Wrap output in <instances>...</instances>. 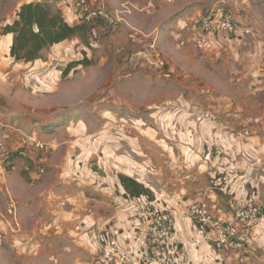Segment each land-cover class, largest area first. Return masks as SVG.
I'll use <instances>...</instances> for the list:
<instances>
[{"label":"crops","instance_id":"0c3cea01","mask_svg":"<svg viewBox=\"0 0 264 264\" xmlns=\"http://www.w3.org/2000/svg\"><path fill=\"white\" fill-rule=\"evenodd\" d=\"M122 1L125 0H104L108 6ZM209 1L172 0V4L129 15L127 22L114 32L117 42L131 47L134 42L149 40L153 29L161 27L155 39L166 60V69L158 75L170 79L175 89L185 87L188 93H201L185 102L177 95L179 99L173 101L175 114L167 120L166 127L171 146L164 148L163 139L157 135L154 138L160 154L168 157L161 164L154 165L150 158L134 159L133 163L129 158L124 161V154L113 150L116 146L113 142L116 136L110 131L113 124L106 131L89 132L72 121L65 129L43 132L39 130L44 123L41 115L44 112L40 109L17 108L0 100V108L10 113L4 112L6 119L15 118L22 128L32 131L44 143L46 151L45 172L35 179L25 166L30 165L31 171L35 169L36 151L22 147L16 131L18 125L3 131L6 151L0 152V264H91L96 259H104L100 251L84 242L82 231L88 226L105 229L116 238L130 252V261L126 264L137 259L141 262L143 250L159 255L168 247H158L147 237L146 223L127 214L132 199L139 197L162 198V203L167 200L172 205L177 235L184 244L179 252L186 253L178 264H264V34L262 19L256 16V9L260 7L255 4L258 0H239L233 4L238 31L241 27H250L252 33L229 39L221 33L211 35L200 30V13L211 4ZM51 3H55L62 17L69 18V25L92 27L103 23H78L56 0L46 2L53 6ZM6 36L12 39L10 34ZM174 55L191 56L197 67L209 65L211 80L184 84L187 71H179ZM46 56L50 61L63 55ZM66 65L56 70L48 68L42 74L43 81L33 83L35 90L51 93L46 105L49 113L68 94L66 87H56L57 82L71 76L73 68L62 77ZM141 69L145 70L143 67L125 69L124 73ZM62 104L59 102V107ZM164 121L161 117V123ZM104 139L111 140L104 152L110 155L111 150L112 155L121 157L119 168L126 172L109 170L111 159L98 147ZM123 140L130 143L128 135H123ZM141 145L134 146H139L140 154ZM135 169L138 177L131 174ZM220 169L229 170L234 184L242 186L261 206L263 220L239 253L215 249L209 238L211 232L201 244L192 241L195 223L188 210L192 203L206 202L214 217L222 221L231 219L226 197L216 194L208 185L211 173ZM120 175L141 184L150 195H129L120 182ZM111 264L119 263L112 260Z\"/></svg>","mask_w":264,"mask_h":264},{"label":"rangeland","instance_id":"374dc122","mask_svg":"<svg viewBox=\"0 0 264 264\" xmlns=\"http://www.w3.org/2000/svg\"><path fill=\"white\" fill-rule=\"evenodd\" d=\"M27 1L46 3L48 0H0V100L17 108H26L33 111L40 109L44 112L41 114L44 123L40 126L39 130L43 132L53 133L58 128L65 129L68 123L72 121L73 124L75 123L77 126L82 127L80 129L89 132H95L97 130L106 131L113 124L110 130L116 136V139L113 141L116 146L113 150L118 152V154H124L122 159L126 162L129 159L133 163L134 159L140 161L141 159L150 158V161L152 159L154 165H158L167 159L168 157H163L160 154L158 150L159 146L154 141L155 135L163 139L164 143H162L164 148L171 146L172 142L170 137L166 135L168 133L166 127L167 120H170L171 116L175 114L174 110L176 108L173 107V101L179 99L177 95H180L181 100L185 102L192 100L193 96L196 97L201 93H188L185 87L175 89L171 86L172 81L170 79L160 77L158 72L151 69L131 70L125 74L122 66H119L122 54L117 52L123 43L117 42V37H114L115 30H117L119 25H123L122 23L116 25L113 29L114 31L103 23H98L92 27L87 24H79L80 29L77 34L44 50L42 52V59L37 60L34 64L15 62L9 56L10 36L3 35L2 31L4 25L12 21L17 7ZM134 1L137 5H142L143 2V0ZM211 2L210 0L209 4ZM237 3H239V0H231L228 2V7L231 8L233 13V4L235 5ZM51 4H53L52 7L55 10V3ZM161 4L159 3L151 9L133 11L132 14L144 13L147 10L156 9ZM255 4H258L264 11V0H258ZM260 8L256 9L257 14H255L262 19L263 28H261V32L264 34V14ZM203 13L204 10L200 14L202 15ZM128 17L126 18V22ZM160 28L153 29L154 32L152 31V35L148 38L152 39L155 37V33ZM127 48L129 47H125V49ZM49 54L63 56L62 58L48 61L46 55ZM76 57H80L78 60L86 59L87 63H80V66L74 63L70 67V69L73 68V72H70L71 76L60 83H56V87H66L65 89H67L68 94L66 97L60 98L59 102L63 103L62 106L59 107L58 102L56 110L50 113L47 112L46 110L48 108L46 105L49 99L48 96L51 93L46 94L42 90H35L33 87L34 81L40 84L43 81L42 74L48 68L56 70L64 63L68 64L76 61ZM86 57H89V59ZM190 57L187 55L183 57L174 55V61H176V65H179V71H187V76L183 78V83H191L193 80L198 83H203L204 81L208 82L211 80L209 76V65L197 67L190 60ZM39 79L41 80L39 81ZM105 83L106 86L104 85L101 88L100 85ZM98 87H100L98 91H94ZM90 94L91 97L88 96ZM157 103L158 105H156ZM183 108L186 110L184 105ZM0 112L4 116L7 115L6 113L10 114L6 110L3 111V109ZM161 117L165 120L162 123ZM9 123L12 125L16 124V126L18 125V129L21 128V130L32 134V131L22 128V125L15 118L10 119ZM3 131L2 135L4 134ZM123 135L129 136L130 143L123 140ZM149 137H152L153 141L147 139ZM138 143H142L141 154L139 152V146L134 147ZM107 144L111 145V140L109 142H106L105 139L100 140L98 147L100 150L103 148V155L111 159L108 164L110 167L109 170L111 169L114 173L115 171L126 172V170L119 168L121 161L119 159L121 157L112 155L111 150L108 151L110 155L104 152ZM112 164H114V167L111 168ZM122 166H124V162ZM132 166L134 165L132 164ZM147 168L149 169L148 166ZM134 171H130L131 174L134 177H138V170L135 169ZM215 171L217 170L211 173L208 179V185ZM27 172L35 175V179L42 176V174L38 175L31 170ZM4 174L6 175V172ZM153 184L156 186V183L153 182ZM157 201L162 203L161 201L163 200L161 198ZM164 203H162L163 207L171 213L175 220L172 205L167 200ZM189 216L191 221L195 223V219L191 215Z\"/></svg>","mask_w":264,"mask_h":264},{"label":"built area","instance_id":"2783aa9c","mask_svg":"<svg viewBox=\"0 0 264 264\" xmlns=\"http://www.w3.org/2000/svg\"><path fill=\"white\" fill-rule=\"evenodd\" d=\"M56 1L63 10L71 12L73 19L78 23L101 21L108 26L126 23L127 16L133 11L151 9L159 3L172 2V0H143L142 5H137L134 0H125L115 6H108L104 0ZM63 19L66 23L69 22L67 16ZM199 28L203 33L211 35L221 33L229 39L252 33L250 27H241L242 30L238 31L239 27L232 10L228 7V0H212L199 19ZM117 52L122 54L123 70L143 67L159 74L165 73L166 60L155 37L135 42L127 49L121 46ZM262 69L264 71V63ZM9 126L12 124L0 112V152L6 151L5 144L2 142V131ZM16 131L20 134L22 147H30L37 153L33 172L38 175L43 174L46 159L44 143L31 133L21 131L18 127ZM25 170L30 171L31 166L26 165ZM209 186L214 192L226 197L231 219L222 221L214 217L206 202L192 203L188 207L189 215L195 219V236L192 241L195 244H201L211 232L209 238L215 249L218 251L229 249L239 253L246 248L252 233L263 220L261 206L256 202L255 197L242 189V186L234 184L232 173L229 170L215 171L209 180ZM132 201L127 214L139 222L146 223L147 237H150L158 247L165 249L168 247L159 255L143 250L141 262L137 259L132 264H178L186 257V253L179 252V248L184 244L176 233L175 220L171 213L163 207L160 201L150 197L133 198ZM82 234L84 242L89 247L100 251L105 257L94 260L93 264H111L112 260L119 264H126L130 261V252L126 251L119 241L111 237L105 229L88 226ZM174 254L175 257H173Z\"/></svg>","mask_w":264,"mask_h":264},{"label":"trees","instance_id":"16d2710c","mask_svg":"<svg viewBox=\"0 0 264 264\" xmlns=\"http://www.w3.org/2000/svg\"><path fill=\"white\" fill-rule=\"evenodd\" d=\"M98 22V21H96ZM80 29L78 25H69L59 10L46 3L27 1L21 3L14 12L13 19L3 27V35L12 36L9 56L15 62L25 64L42 59V52L53 45L74 36ZM86 64L87 60H76L68 63L62 74L73 64ZM121 184L131 196L150 195V192L136 181L120 175Z\"/></svg>","mask_w":264,"mask_h":264}]
</instances>
